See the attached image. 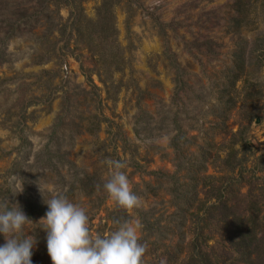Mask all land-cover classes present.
<instances>
[{
  "label": "rangeland",
  "instance_id": "rangeland-1",
  "mask_svg": "<svg viewBox=\"0 0 264 264\" xmlns=\"http://www.w3.org/2000/svg\"><path fill=\"white\" fill-rule=\"evenodd\" d=\"M77 1L73 25L65 0H0V205L29 218L32 264H51L38 184L83 207L93 236L138 223L141 264L198 246L247 264L211 205L219 185L264 237V0ZM106 160L139 206L108 198Z\"/></svg>",
  "mask_w": 264,
  "mask_h": 264
},
{
  "label": "clouds",
  "instance_id": "clouds-1",
  "mask_svg": "<svg viewBox=\"0 0 264 264\" xmlns=\"http://www.w3.org/2000/svg\"><path fill=\"white\" fill-rule=\"evenodd\" d=\"M106 163L112 169L102 185L108 198L126 210L139 206V197L130 190L128 178L121 170L123 162L106 160ZM38 190L47 205L40 221L51 264H141L145 246L138 239V223L125 221L107 235L93 236L83 207L63 195L45 199L47 189L43 185L38 184ZM19 192L16 190L14 195ZM28 220L18 204L0 205V236L4 239L0 244V264H32L35 240L21 235Z\"/></svg>",
  "mask_w": 264,
  "mask_h": 264
},
{
  "label": "trees",
  "instance_id": "trees-1",
  "mask_svg": "<svg viewBox=\"0 0 264 264\" xmlns=\"http://www.w3.org/2000/svg\"><path fill=\"white\" fill-rule=\"evenodd\" d=\"M66 3H68L71 6L77 7V11L75 12V17L72 21L73 25H76L80 23L82 13L78 9L79 7V1L77 0H65ZM112 4V0H103L101 7H105L107 12L110 9V6ZM103 23V22H102ZM104 24V23H103ZM109 28V25L107 26ZM242 142V141H241ZM245 146L247 149H250L248 143H245ZM235 156V154H234ZM233 163V161H232ZM243 162L240 160L237 162L238 165L242 164ZM233 165V164H232ZM231 165V166H232ZM235 165V166H238ZM234 166V167H235ZM234 167L230 168V171L234 170ZM251 182V181H250ZM211 184V183H210ZM215 186V185H213ZM211 186V187H213ZM216 195H215V203L211 205V208L222 210L223 218L227 223L234 224V227L231 226L233 230V236L236 238L234 240L233 238L230 239V241H233L232 244L236 245V250L241 253L247 262V264H254L255 261L258 260V264H264V237L259 236L257 237L254 228H246L245 220L246 213L251 208L248 207L245 210L241 209V213L239 211L240 205L238 203L230 204V200L226 196V193H223V189L221 186H217L215 188ZM241 199V198H240ZM239 206V207H238ZM242 208V207H241ZM232 216V217H231ZM243 217V218H242ZM246 228V229H245ZM197 241L194 242V249L197 251ZM205 252L198 246V251L194 255L190 256L189 263L188 264H213L212 262V256H205ZM255 256V258H253ZM241 264V263H240Z\"/></svg>",
  "mask_w": 264,
  "mask_h": 264
}]
</instances>
